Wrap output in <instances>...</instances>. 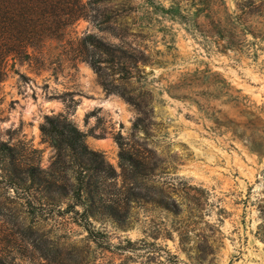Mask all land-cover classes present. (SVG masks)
Masks as SVG:
<instances>
[{"label":"rangeland","instance_id":"rangeland-1","mask_svg":"<svg viewBox=\"0 0 264 264\" xmlns=\"http://www.w3.org/2000/svg\"><path fill=\"white\" fill-rule=\"evenodd\" d=\"M84 2L68 35L6 62L0 143L61 182L53 199L50 181L14 189L11 161L0 158V255L8 264H264V0ZM87 35L122 58L100 52L92 65ZM46 115L73 122L100 155L85 167L56 164ZM120 142L151 172L133 176ZM78 176L91 189L84 206ZM84 207L96 216L87 221Z\"/></svg>","mask_w":264,"mask_h":264},{"label":"trees","instance_id":"trees-1","mask_svg":"<svg viewBox=\"0 0 264 264\" xmlns=\"http://www.w3.org/2000/svg\"><path fill=\"white\" fill-rule=\"evenodd\" d=\"M86 5L84 0H0V83L6 76V62L9 56H25L29 48L40 50L48 40L68 35L76 21L86 16ZM80 45L81 50L87 52L85 60L96 67L102 60L100 52L111 56L112 61L115 58H122L116 55L115 51L124 53L123 50L116 49L93 35L85 36ZM128 100L132 102V98L128 97ZM139 120L141 121V118ZM41 132L56 149V164L65 163L69 159L78 166L85 167L93 160V156L100 155L88 146L84 132L63 115H46L45 121L41 124ZM120 148V159L133 176L151 172L152 168L146 164L145 156L125 148L123 142H120ZM0 158L11 161L10 167L6 170L12 188L26 189L50 181L49 189L46 191L50 199L54 198L51 192L60 186L59 176L51 174L52 178L48 181L47 171L36 163H25L20 166L21 155L7 142L0 143ZM103 162L104 159L98 168L105 172ZM19 171L22 174L19 175ZM107 172L109 176L117 174L114 168ZM75 179L76 183L72 185V190L82 201L86 195L90 196L91 189L83 178L78 176ZM85 201H82L83 206L86 204ZM82 215L89 221L88 219L91 216L95 217L96 213L84 207ZM0 264H8L1 255Z\"/></svg>","mask_w":264,"mask_h":264}]
</instances>
